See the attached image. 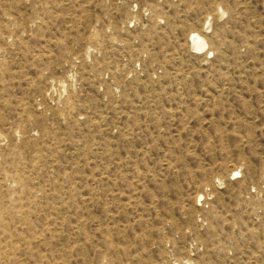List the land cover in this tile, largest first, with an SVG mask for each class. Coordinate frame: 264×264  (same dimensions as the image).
Wrapping results in <instances>:
<instances>
[{
    "label": "rangeland",
    "instance_id": "obj_1",
    "mask_svg": "<svg viewBox=\"0 0 264 264\" xmlns=\"http://www.w3.org/2000/svg\"><path fill=\"white\" fill-rule=\"evenodd\" d=\"M0 264H264V0H0Z\"/></svg>",
    "mask_w": 264,
    "mask_h": 264
},
{
    "label": "bare ground",
    "instance_id": "obj_2",
    "mask_svg": "<svg viewBox=\"0 0 264 264\" xmlns=\"http://www.w3.org/2000/svg\"><path fill=\"white\" fill-rule=\"evenodd\" d=\"M203 41L201 40V38H198V36H196L195 38H193V43L196 44L195 46H197L198 49L203 48V46H204V42Z\"/></svg>",
    "mask_w": 264,
    "mask_h": 264
}]
</instances>
